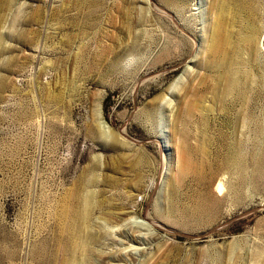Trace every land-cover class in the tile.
Returning <instances> with one entry per match:
<instances>
[{"label":"rangeland","instance_id":"374dc122","mask_svg":"<svg viewBox=\"0 0 264 264\" xmlns=\"http://www.w3.org/2000/svg\"><path fill=\"white\" fill-rule=\"evenodd\" d=\"M0 264H264V0H0Z\"/></svg>","mask_w":264,"mask_h":264},{"label":"bare ground","instance_id":"6f19581e","mask_svg":"<svg viewBox=\"0 0 264 264\" xmlns=\"http://www.w3.org/2000/svg\"><path fill=\"white\" fill-rule=\"evenodd\" d=\"M81 203H87L85 204L84 206V209H83V212L81 214V217L79 219H77V215L73 218L72 222H71V234H70V241H73V250L74 252H78L79 251H83L85 249V244L83 243H79L77 241V236L78 238L82 237L83 236V232H84V229L86 227V223L88 222L89 220V205L92 203V200L88 197L84 198L83 201H81ZM71 246L72 245H65V248L67 250H70L71 249Z\"/></svg>","mask_w":264,"mask_h":264}]
</instances>
